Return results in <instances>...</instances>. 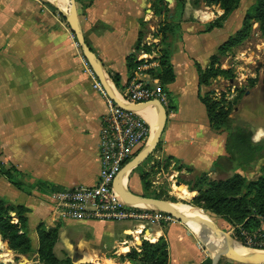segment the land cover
<instances>
[{
  "label": "crops",
  "instance_id": "crops-1",
  "mask_svg": "<svg viewBox=\"0 0 264 264\" xmlns=\"http://www.w3.org/2000/svg\"><path fill=\"white\" fill-rule=\"evenodd\" d=\"M155 1L94 0L88 8L80 4L78 13L85 41L101 62L115 96L126 91L143 65L149 63L153 69L160 66V39L154 33L164 20L153 11ZM199 8L198 16L191 17L192 8L187 4L181 33L173 43L172 64L176 79L166 89L168 118L156 161H160L159 164H179L182 167L180 174L187 173L193 175L192 178L204 174L217 181L219 174L223 173L222 177L227 178L236 174L248 178L253 174L258 179L264 160L252 168L236 171L217 166L220 159L228 156L227 138L215 133L200 98L199 70L207 69L212 59L219 56V49L234 36L225 32L239 10L222 28L207 31L224 15V11L204 4ZM55 9V5L47 0H0V154L5 168L16 169L27 186L42 187L31 195L16 189L13 199L4 200L29 210V232L43 223L49 229L58 225L60 239L55 253L58 257L57 250L62 249L66 253L63 258L68 256L77 264L95 261L132 264L119 262L118 258L133 249L141 252L145 241L155 244L161 239L169 245V264H202L212 259L199 237L180 221L162 226L54 221L51 200L55 193L98 185L100 134L104 117L108 114L106 99L95 90L93 79L78 57L75 35L64 15ZM169 9L173 18L177 2L169 5ZM141 34L145 35L144 42L153 46L151 54L137 52ZM154 45L158 46L157 49ZM131 57L137 62L143 61L132 77L128 70ZM109 74L121 77L124 92L116 87ZM97 80L104 87L98 77ZM233 82L230 84L235 90ZM239 86L242 88V84ZM104 89L113 98L106 87ZM249 94L246 92L247 97ZM149 109L158 111L157 107L144 111ZM142 112L140 114L146 121ZM245 121L252 126L250 119ZM148 125L152 132L151 125ZM255 129L264 135L262 126ZM146 146L136 152L124 169ZM157 162H152L147 170L155 172L157 167H153ZM139 166L121 181L122 173L119 175L117 181L120 182L117 185L116 181L115 185L117 191L118 187H124L147 198L142 177L136 172ZM133 175L137 177V184L132 189ZM3 179L0 175V183ZM8 185L14 187L9 182ZM33 218L39 221L34 230ZM34 234L37 236L36 232Z\"/></svg>",
  "mask_w": 264,
  "mask_h": 264
},
{
  "label": "trees",
  "instance_id": "trees-1",
  "mask_svg": "<svg viewBox=\"0 0 264 264\" xmlns=\"http://www.w3.org/2000/svg\"><path fill=\"white\" fill-rule=\"evenodd\" d=\"M208 7H220L224 15L211 24L207 31L222 28L229 17L239 9L241 0H203ZM94 0L83 2L85 8L90 7ZM187 0H177V9L171 19V10L167 0H156L153 4V11L163 18V23L154 36L160 39V66L148 72L154 79H158L161 87L165 90L175 82V71L172 64V49L175 37L181 33L182 19L184 16ZM57 11V9H55ZM259 24L260 30L264 35V0H260L255 15L248 16L243 24V29L219 49V56L214 57L210 66L205 70H199L201 101L207 109L210 124L219 135H226L227 157L218 161L217 166L226 167L228 171H236L243 168H252L260 161L264 160V135L252 128L249 124L241 123L231 118V109L224 106L223 101H217L211 97V93L205 96L202 94L204 88L211 86V81L224 78L228 81H235L232 70H224L221 67V58L243 42L251 35L252 23ZM144 34L140 35L137 43V52L151 54L153 46L144 42ZM155 48V46H154ZM143 64L137 62L135 57L128 60V70L130 76ZM114 84L119 90L121 88V77L117 74H109ZM256 84V82H255ZM121 92H124L121 91ZM243 93V91H241ZM239 98V97H238ZM161 144L158 145V148ZM157 165V163H156ZM156 165L153 167L155 168ZM159 165V163H158ZM168 163H166V166ZM158 167V166H157ZM189 172H192L190 170ZM0 175L3 176L16 189L21 191L31 190L19 177V172L14 169L0 167ZM195 182L185 185L192 187L193 191L200 190L199 196L195 199L194 205L202 210H208L222 219H225L232 227L241 225L249 232L259 230L264 220V167L263 174L258 181H249L240 174H236L225 181H212L207 175L201 174L194 177ZM144 186L147 184L142 176ZM192 185V186H191ZM188 191L186 186H181L180 192L184 194ZM173 200V199H171ZM202 208V209H201ZM29 210L24 206H12L6 200L0 199V237L2 242L16 254L30 256L35 253L32 239L29 236ZM15 214V216H13ZM45 223L38 226L39 249L36 250L40 264H77L76 260L66 256L58 258L55 249L60 239V227L48 228ZM58 224V223H57ZM240 227V226H238ZM237 227V228H238ZM236 228V229H237ZM240 231L236 234L239 235ZM0 244L1 241H0ZM4 245V244H2ZM5 246V245H4ZM119 262L129 261L132 264H169V245L165 239L153 244L145 241L141 247V252L131 250V252L118 258ZM81 264H103L101 261L94 263ZM202 264H212V259H207ZM221 264V262L219 263Z\"/></svg>",
  "mask_w": 264,
  "mask_h": 264
},
{
  "label": "rangeland",
  "instance_id": "rangeland-1",
  "mask_svg": "<svg viewBox=\"0 0 264 264\" xmlns=\"http://www.w3.org/2000/svg\"><path fill=\"white\" fill-rule=\"evenodd\" d=\"M84 1L87 0H75L78 11H80L79 9L80 4L81 3L83 4ZM175 2H177V0H167V3L169 5H174ZM259 2L260 0H241L238 9L239 12L236 11L237 12L236 16L232 18L233 23L232 21L230 22L225 33L234 34L235 36L239 31H241L243 29V24L245 19L248 16L255 15ZM188 3L191 5L193 12L191 14V17L198 16V9H200L199 7L203 4L206 5L203 0H187V4ZM68 5L69 6L71 5V0H68ZM76 42L77 39L75 37V43ZM157 47L158 46H155V49H157ZM230 52H231L230 55L222 56L221 67L224 70L233 71L235 77V83L238 86L234 90L232 88V85L230 84V81L224 78H219L214 81H211V86L209 88L203 89V95L205 96L207 93H211L210 95L212 98L216 99L217 101H223L224 106L227 109H231V116L234 120L244 123L245 119L247 120L250 119V122H252L251 124L252 128H257L260 126L264 128V35L260 30L259 24L253 22L250 37L241 45L234 47ZM80 53L81 54L83 53L82 49H80ZM241 81H243L241 83L242 88L241 86H239V82ZM241 91H243V93H241ZM246 92H250L249 94L250 97L246 96ZM239 108H241L240 111ZM254 121H256L255 125H253ZM155 129L156 127L154 128V130ZM158 149L159 148H157L146 159V161L136 170V172L139 173L141 177L144 175V180L145 183L147 184V186L145 187V190H147V192L145 193L147 198L155 201L171 202L175 204L178 203L177 205L186 206L189 209H195L197 211L202 212V214L204 213L205 215L209 216L207 220L213 225L219 227V229L227 236L228 240L235 242L234 244L237 245V247H241L235 240L238 229L240 231V229L242 228L241 225H238L240 227L238 226L232 227L231 224H229L225 219L220 218L216 214L202 208H201L202 210L198 209L193 203L195 199L199 196L200 190L193 191L191 189L193 187L192 185H191L192 187H188L190 192L196 194V196L193 198L191 195L190 198H187L188 191L185 188H184L185 189L184 194H182L179 191L181 186H187L185 185L187 181L189 184H193L195 182V179L192 178L193 175H187V173L180 174V172L182 171V167L179 164H172L171 162H168V165L166 166V164L162 162L161 164L158 165L160 161L157 162L155 156L156 153L158 152ZM152 162H157L156 167L157 166L158 167L156 168L155 172L147 170L148 166L151 165ZM3 164L4 162L2 160V155L0 154L1 168H5V165ZM263 167L264 164L260 168V176L258 177V179H256V177L253 174L249 175L248 177L249 179L246 177L245 178L248 179L249 181H254V182L258 181L263 174ZM222 176L223 173L219 174L218 177L219 180L217 181H225L230 179ZM209 179L214 181L210 177ZM2 182L0 183V199L3 200L4 198L13 199L15 193L17 192L16 188L9 186L8 182L5 179H3ZM136 184H137V177L136 175H133L130 181L131 188L133 189L136 186ZM30 187L31 190L28 189L27 191H24L26 195H31V193H33L34 191L38 189L40 191L42 188L39 187V185H34ZM16 206H23V205H15V207ZM13 216H15V214H13ZM36 219L37 218L35 219L33 218V223H32L33 230L35 223L39 222L36 221ZM261 221L263 222L264 220ZM259 230H262V224ZM37 231L38 228L33 232H29V236L32 239L33 247L35 250V253L31 254L30 256L19 255L14 253L8 248L7 244L2 242V239L0 237L1 243L5 245L4 246L0 244V264H40L38 259V254L36 253V250L39 249V239H38V235L35 236L34 234V232H36L37 234ZM57 251H58V257L60 258H63L66 254L65 251L62 249L58 248ZM208 253L212 257L214 256V254L211 253L210 251H208ZM221 264H248V263H236V262L234 263L228 260H222ZM249 264H258V263L251 262Z\"/></svg>",
  "mask_w": 264,
  "mask_h": 264
},
{
  "label": "built area",
  "instance_id": "built-area-1",
  "mask_svg": "<svg viewBox=\"0 0 264 264\" xmlns=\"http://www.w3.org/2000/svg\"><path fill=\"white\" fill-rule=\"evenodd\" d=\"M75 47L82 65L94 81L95 90L107 101L108 114L104 117L100 134L101 168L98 185L55 193L51 200L54 221L127 222L159 226L177 222L163 212L129 207L117 191V178L136 152L150 142L151 129L140 113L124 109L108 96L88 60L80 53L78 42ZM152 69L153 65L149 63L143 65L142 71L133 78L119 98L133 105L159 101L163 106H168L166 92L159 80L148 74ZM236 241L244 247L264 250V231L249 232L241 228Z\"/></svg>",
  "mask_w": 264,
  "mask_h": 264
},
{
  "label": "water",
  "instance_id": "water-1",
  "mask_svg": "<svg viewBox=\"0 0 264 264\" xmlns=\"http://www.w3.org/2000/svg\"><path fill=\"white\" fill-rule=\"evenodd\" d=\"M55 7L66 18L73 34L75 35L83 51L85 58L88 60L89 64L91 65L93 71L95 72L99 80L104 84V87H106L110 95H112L113 99L117 101V103L121 105L124 109L129 111L140 113L149 107H157L160 113L159 130L153 143L150 145L149 142L143 152L140 154V156L124 169L119 178V180L121 181L122 178L126 177L130 173L131 170L142 164L160 144L161 137L163 135L167 123V110L165 106H163L159 101L141 105H133L125 103L119 98V96H115L109 87L108 78L102 68L101 62L99 61L97 56L92 52V50L88 47L85 41L75 0H73V9L70 11L61 9L56 5ZM119 180L117 181V185L120 182ZM118 192L122 196L125 204L129 207H135L154 212H163L172 216L177 221L183 223H186V221H190L202 227L203 231L205 232V235L208 236V243L212 246L213 251L215 252V256H213L212 258V264H219L222 260H228L234 263L255 262L258 264H264V250L244 247L238 242L237 243L241 247H231L226 245L225 243H221L217 231L212 228H209L206 223L201 222L198 219H192L188 213H182L177 207L178 203L175 204L171 202L151 200L149 198L135 195L127 188L122 187H118Z\"/></svg>",
  "mask_w": 264,
  "mask_h": 264
},
{
  "label": "bare ground",
  "instance_id": "bare-ground-1",
  "mask_svg": "<svg viewBox=\"0 0 264 264\" xmlns=\"http://www.w3.org/2000/svg\"><path fill=\"white\" fill-rule=\"evenodd\" d=\"M48 1L64 10L70 11L73 9V0H71L70 6L68 5V0H48ZM156 112H157V115H156ZM142 115L145 117L146 121L151 125V128H152L151 136H152V133H153V136L150 138V145H151L159 130L158 126H159L160 113L159 111H156L154 109H149L146 112L143 111ZM155 127L156 129L154 130ZM177 207L182 213H188L192 219H198L199 221L206 223L207 226H209V228H212L215 231H217V234H218V237L220 238L221 243H225L226 245L231 246V247H237V245H235L234 242L228 240L227 236L224 233H222L219 227L213 225L207 220L209 216L205 215L204 213L202 214V212L197 211L195 209H189L186 206L177 205ZM185 224L195 235L199 237L203 245H205V247L215 256V252L213 251L212 246L208 243V236L205 235V232L203 231L202 227L190 221H186Z\"/></svg>",
  "mask_w": 264,
  "mask_h": 264
}]
</instances>
